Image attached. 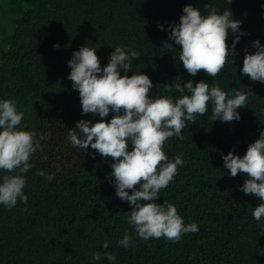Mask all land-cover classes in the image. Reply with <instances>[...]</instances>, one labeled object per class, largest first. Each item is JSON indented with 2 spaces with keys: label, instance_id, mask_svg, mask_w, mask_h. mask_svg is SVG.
Here are the masks:
<instances>
[{
  "label": "trees",
  "instance_id": "trees-1",
  "mask_svg": "<svg viewBox=\"0 0 264 264\" xmlns=\"http://www.w3.org/2000/svg\"><path fill=\"white\" fill-rule=\"evenodd\" d=\"M189 4L205 16L211 7L231 9L241 21L236 55L217 77L203 70L191 76L179 61L180 46L169 42V25L179 23ZM0 11L8 24L0 37V101L16 102L24 112L18 129L35 132L40 144L30 157L33 167L21 173L27 203L18 199L11 209L0 204V264H264V218L252 215L261 201L241 190L248 177H232L223 160L230 151L242 157L264 131V83L241 71L246 54L256 51L253 42L264 45V0H0ZM235 35L229 29L230 49ZM84 45L97 47L102 68L117 46L138 51L127 74L149 75L152 99H179L187 93L174 87L165 92L164 84L188 80L218 82L230 95L251 93L247 107L238 109L240 120L213 122L209 103L195 124L186 122L183 139L173 136L164 144L169 160L180 155L184 163L156 202L174 204L185 224H198L197 232L178 242L140 238L128 222L131 204L116 195L114 161L69 142L78 121L110 122L115 115L82 114L68 61ZM14 174L0 170V183ZM125 232L134 239L128 248L118 246ZM97 252L101 260L94 261Z\"/></svg>",
  "mask_w": 264,
  "mask_h": 264
},
{
  "label": "clouds",
  "instance_id": "clouds-1",
  "mask_svg": "<svg viewBox=\"0 0 264 264\" xmlns=\"http://www.w3.org/2000/svg\"><path fill=\"white\" fill-rule=\"evenodd\" d=\"M183 13L179 23L169 25V42L180 46L179 61L191 76L203 70L210 77H217L228 58L236 55V45L243 35L241 21L233 19L231 9L219 13L211 7L205 16L189 4L183 8ZM160 27L163 30V25ZM229 29L236 34L231 49L227 43ZM54 47L58 48L59 44ZM253 47L256 51L246 54L241 71L252 81L264 83V45L257 39ZM96 48L84 45L74 52L68 61L71 68L68 79L79 92L82 114L107 117L111 111L115 115L110 122L104 119L95 123L84 119L78 121L68 132L69 142L84 151L91 146L102 157L114 161L111 176L115 178L116 195L131 204L128 222L140 238L163 237L178 242L182 235L195 233L199 227L196 223L185 224L174 204L156 202L161 190L177 175L178 166L184 163L180 155L169 160L164 144L173 136L183 139L186 122L195 124L197 115L202 116L208 111L209 103L212 104L210 119L213 122L217 119L223 122L240 120L238 109L247 107L251 93L234 90L230 95L219 87L218 82L210 86L203 80L195 84L188 80L183 85L177 82L164 84L165 92H171L174 87L180 93H187L179 99L174 100L171 96L152 99L153 81L149 75L142 72L127 74L132 69L133 59L140 58L138 51H125L117 46L109 63L102 68ZM23 117L24 112L17 111L14 100L0 101V170L15 173L4 175L0 183V204L9 209L17 205L18 199L27 203L28 197L23 191L26 178L21 173H27L33 167L30 157L40 148L35 132L18 129ZM129 142L133 145L131 151ZM223 160L232 177L241 173L248 177L241 190L261 201L252 213L259 222L264 218V131L242 157L230 151ZM38 174L45 175L43 171ZM46 178L49 182L54 179L52 175ZM119 245L133 246V236L125 232ZM103 246L107 249L108 241ZM104 256L108 261L116 259L111 252ZM92 259L101 260V254L95 253Z\"/></svg>",
  "mask_w": 264,
  "mask_h": 264
},
{
  "label": "flooded vegetation",
  "instance_id": "flooded-vegetation-1",
  "mask_svg": "<svg viewBox=\"0 0 264 264\" xmlns=\"http://www.w3.org/2000/svg\"><path fill=\"white\" fill-rule=\"evenodd\" d=\"M4 14L2 11H0V37H3V35L6 33L5 31L8 28V24L6 23V18L3 17Z\"/></svg>",
  "mask_w": 264,
  "mask_h": 264
}]
</instances>
